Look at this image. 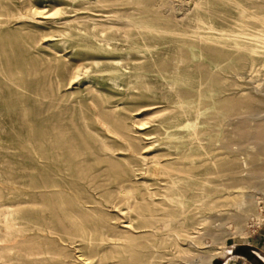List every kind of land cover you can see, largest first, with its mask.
<instances>
[{"label":"rangeland","instance_id":"rangeland-1","mask_svg":"<svg viewBox=\"0 0 264 264\" xmlns=\"http://www.w3.org/2000/svg\"><path fill=\"white\" fill-rule=\"evenodd\" d=\"M255 2L264 5V0H26L23 11L56 23L13 25L0 37V69L11 71L14 80L0 88V218L19 210L13 223L22 236L13 233L15 242L36 232L31 219L41 210L34 208L29 194L33 179L42 178L47 168L43 159L33 157L32 143L43 140L51 120L68 136L95 147L100 137L83 125L103 130L101 120L147 157L160 151L193 155L194 164L180 174L182 183L193 189L170 204L177 220L168 224H161L158 216L141 218L139 209H127L114 194L95 193L98 203L85 207L90 216L83 220V238L67 233L51 217L48 232H39L47 237L52 256L45 264H203L210 256L209 264H241L235 255L244 253L255 259L252 264H264V254L251 252L248 245L264 231V186L241 188L253 200L248 213L236 206L238 195H228L234 189H226L227 163L236 160L241 166L255 145L230 140V117L221 116L233 107L251 127L264 122V109L247 113L240 103L254 94L252 89L264 91V43L241 35L258 52L240 58L230 46L196 37L214 32L208 27L236 30L239 23L247 32H257L246 15L263 14L264 6L254 7ZM74 74L77 78L69 83ZM192 97L203 103L205 127L201 119L181 113ZM141 102H154L156 108L145 111L138 107ZM100 106L105 107L102 112ZM192 130L204 139L205 167L199 164L203 150L187 141ZM106 134L109 144L119 141ZM151 142L154 146L148 149ZM118 159L122 156L105 160L106 173L128 177V164ZM203 178L208 188L201 202L194 184ZM132 185L135 193L140 191L134 180ZM253 215L263 218L257 222ZM5 246L0 237V248ZM21 258L18 249L1 251L0 264H30Z\"/></svg>","mask_w":264,"mask_h":264},{"label":"bare ground","instance_id":"bare-ground-1","mask_svg":"<svg viewBox=\"0 0 264 264\" xmlns=\"http://www.w3.org/2000/svg\"><path fill=\"white\" fill-rule=\"evenodd\" d=\"M253 6L260 8L264 5L255 2ZM26 7V0H23L20 5L16 4L15 0H0V37L8 33L10 27L13 25H17L20 28H28L36 27V25L53 26L56 23L54 20L43 22L36 19L34 15L23 11ZM55 13L57 12L54 11L50 15ZM246 15L255 21L258 27L257 32L249 33L246 31L245 25L239 23L236 24V30L208 27L213 29L214 32L209 35L196 34V37H201V41L216 46H230V48L232 47L239 52L238 56L240 58L257 53V46L243 41L241 35H249L255 40L264 43V12L262 15L256 13H246ZM11 75V71L7 70L3 72L0 69V88L12 85L14 80L12 81ZM74 78H77L76 74L70 78L69 83ZM86 90L90 92L92 89L89 90L87 88ZM252 90L254 94L240 100L241 106L246 108L247 113L259 112L264 109V91L257 90L256 88ZM77 99H75V102H78ZM155 104L154 102H141L138 103V107L144 108L143 110L145 111H150L156 108ZM202 104L199 97L189 98L186 108L181 110V113H185L186 115L191 114L196 120L201 119L202 126L205 127L208 122V116H204L205 109H201L200 107ZM93 106H97V104L93 103ZM216 106H218V103L215 104ZM100 108V112L105 109L103 106H100ZM223 113L229 115L232 125L228 138L232 141L251 140L255 145L256 151L247 154L248 159L242 162V167L239 166L236 160L228 162L226 165L228 175L226 189H234V191L228 192V195L232 193L238 195L240 199L236 201V206L248 213L251 211L253 200L249 195L243 194L241 188L248 187L254 189L264 186V160L259 158L260 156H264V122H259L254 127H251L247 123V120L243 118L244 114L239 113V110L233 107L227 108L224 112L222 111L221 116ZM83 118L86 117L83 116ZM218 119L220 120V118ZM98 121L101 122L103 130L106 133L113 134L119 138L116 144H109L107 138L110 136L103 130L96 128L95 124L89 125L85 123L83 125L85 129L100 137V143L95 147H90L85 139L71 135L68 136L61 125H56L51 120L43 133L45 134L43 140L38 142V139H36L35 143H32L30 151L33 157L36 159L40 158V160L43 159L47 168V172L42 178L33 179L30 187L31 204L34 208L41 207V210L35 212V215L31 219V227L36 232L26 238V240L15 242L13 237L15 235L13 233L16 232L22 236V231L16 230L13 223V216L19 213V210H9L3 218H0V237L6 241V246L0 248L2 252L11 253L18 249L23 258L30 264H45L47 261L50 262L52 256H49V249L46 246L48 242L45 239L47 237L45 238V236L39 233L47 231L46 225L50 217L56 223L60 221L62 225L64 224L67 233L71 234L72 232L73 235L83 238L86 233L83 220L90 216L85 209L86 204L98 203L94 194L104 191L114 194V197L119 202H123L127 209H139L141 211L139 212L141 218L152 219L158 216L160 217L158 220H160L161 224H168L177 220V215L173 212L174 209H170V204L178 196H182L193 189L192 184L182 183L184 179L182 176L186 175L184 169L194 164L192 161L193 155L160 151L147 157L139 153L128 143L126 137L116 130L112 124L107 125L101 120ZM139 125H142V123H139ZM186 137L189 144H194L195 147L203 150L201 153L203 157H200L199 164L205 167L206 151L202 142L204 140L202 134L192 130L187 133ZM149 145L147 148L151 149L154 143L151 142ZM115 155H121L122 159L118 160H122L128 164L130 172L128 177L117 178L114 175L110 176L106 173L109 167L105 160L113 159ZM244 171L245 174H243ZM182 173L184 174L180 175ZM132 180L141 187L137 193L134 191ZM194 185L200 192V201L203 202L208 188L206 179L203 178ZM241 218L237 219L240 220ZM262 218L260 215H253L252 219L260 222ZM67 233L66 235H68ZM201 257L199 258L201 259ZM211 257L204 259L203 264H209ZM150 262L151 259L147 260V263ZM56 264L61 263L57 261Z\"/></svg>","mask_w":264,"mask_h":264},{"label":"crops","instance_id":"crops-1","mask_svg":"<svg viewBox=\"0 0 264 264\" xmlns=\"http://www.w3.org/2000/svg\"><path fill=\"white\" fill-rule=\"evenodd\" d=\"M248 245L250 249L248 247L246 249H249L251 252H254V250H258L264 254V231L260 232L258 236L255 237V239L252 240V242ZM246 256H247L246 253H244V255L238 254V255H235V258H239L241 260V264H252L251 261L255 259L252 258L251 256H249V259H248Z\"/></svg>","mask_w":264,"mask_h":264}]
</instances>
